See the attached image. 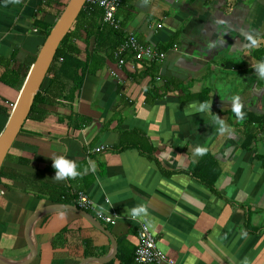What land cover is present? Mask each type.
I'll return each instance as SVG.
<instances>
[{
    "label": "crops",
    "instance_id": "crops-1",
    "mask_svg": "<svg viewBox=\"0 0 264 264\" xmlns=\"http://www.w3.org/2000/svg\"><path fill=\"white\" fill-rule=\"evenodd\" d=\"M69 1L0 0V135ZM117 16L121 38L97 47L82 28L72 38L81 59L94 56L73 105L39 103L10 148L0 172V255L31 257L29 220L66 204L51 199L56 186L73 201L79 191L94 201L87 211L118 243L114 264H127L121 252L135 254L142 224L177 264H264V77L256 68L264 61V0H123ZM130 31L167 51L165 59L129 56L120 66L112 50ZM48 84L46 77L42 89ZM236 95L243 121L233 111ZM217 117L228 126L223 133ZM207 154L220 170L214 186L190 170ZM57 157L80 174L56 179ZM140 205L146 211L138 214ZM100 212L116 213L117 223ZM32 239L28 264H81L114 250L110 236L73 209L43 214Z\"/></svg>",
    "mask_w": 264,
    "mask_h": 264
},
{
    "label": "trees",
    "instance_id": "trees-1",
    "mask_svg": "<svg viewBox=\"0 0 264 264\" xmlns=\"http://www.w3.org/2000/svg\"><path fill=\"white\" fill-rule=\"evenodd\" d=\"M80 28L86 31L87 37L85 40L89 42L91 38H94L97 47L101 45L100 43L104 38L106 40L107 36H120V38L122 36L120 30L109 27L107 23L104 22V10L102 7L87 3L75 22L74 27L67 34L59 47L55 61L47 75L49 84L37 94L30 113L31 115L35 112L39 103L53 104L55 100L58 103L60 100H64L73 105L75 100L80 96L85 75L90 70V61H92L94 57L91 56L85 61L79 57L81 50L73 42L72 38H77ZM50 31L51 29L46 31L47 36ZM121 41L122 39L119 43ZM119 43L113 47L112 55ZM45 113L46 111H43L41 114ZM249 119V122L252 123L254 117H249ZM254 139L255 136L251 135L250 140L245 146H249ZM190 170L195 176L209 186H214L220 175L219 167L211 154H207L201 161L192 165ZM49 190L53 201L66 204L77 203L71 200L69 198L70 195L60 187L52 186ZM57 193L58 195H56ZM117 258L127 264H131V262L135 261V254L131 259H128L124 257L121 252L118 254ZM114 262L115 260H112L105 264H114Z\"/></svg>",
    "mask_w": 264,
    "mask_h": 264
},
{
    "label": "water",
    "instance_id": "water-1",
    "mask_svg": "<svg viewBox=\"0 0 264 264\" xmlns=\"http://www.w3.org/2000/svg\"><path fill=\"white\" fill-rule=\"evenodd\" d=\"M87 0H70L64 12L59 17L57 23L52 28L50 34L45 40V43L32 66L28 77L21 89L19 98L15 105V108L11 114L9 122L0 135V172L4 164L5 159L12 147L14 141L19 135L25 121L28 119L35 102L37 94L42 89L47 74L56 58L57 51L62 44L64 38L70 32L75 22L77 21L80 13L86 6ZM60 209H73L81 213L96 227L106 232L114 245L113 252L105 257H89L82 261L81 264H87L90 261L98 263H107L111 261L117 254L118 243L110 230H108L100 221H98L87 210L80 209L77 205L67 204H53L37 211L29 220L27 224V237L29 245L32 250L31 257L24 262H14L0 255V264H28L36 255V248L33 243L32 233L36 220L43 214Z\"/></svg>",
    "mask_w": 264,
    "mask_h": 264
},
{
    "label": "built area",
    "instance_id": "built-area-1",
    "mask_svg": "<svg viewBox=\"0 0 264 264\" xmlns=\"http://www.w3.org/2000/svg\"><path fill=\"white\" fill-rule=\"evenodd\" d=\"M87 3L102 7L104 10V20L117 30L122 28V21L117 14L119 8L122 6L123 0H87ZM172 49L178 50V44L175 43ZM166 55L167 51L140 41L138 36L131 31L124 35L122 41L114 49V56L120 66L126 64L127 57L129 56L138 60L158 62L165 59ZM105 148V146H101L97 150L100 151ZM76 200L81 209L91 210L95 208L94 201L84 191L77 193ZM98 217L105 222L117 223L116 213L100 212ZM138 235L139 244L135 252V264H177L174 259L170 258L158 246L156 237L146 224H142Z\"/></svg>",
    "mask_w": 264,
    "mask_h": 264
},
{
    "label": "clouds",
    "instance_id": "clouds-1",
    "mask_svg": "<svg viewBox=\"0 0 264 264\" xmlns=\"http://www.w3.org/2000/svg\"><path fill=\"white\" fill-rule=\"evenodd\" d=\"M247 40L250 41L249 47H255L258 44V40L251 34L245 33ZM257 71L261 77H264V61H261L257 66ZM208 107L207 103H202L200 105V110H204ZM232 107L236 115V118L243 121L246 118V112L244 111V106L241 102V99L238 95L232 97ZM216 123L219 125V131L223 133L227 130L228 126L225 124V121L222 118L217 117ZM198 151H203L198 149ZM54 168L56 169V179H65L70 177H75L79 175L77 169V164L65 157H57L54 159ZM136 213H143L146 211V208L143 205L138 206L134 209Z\"/></svg>",
    "mask_w": 264,
    "mask_h": 264
}]
</instances>
